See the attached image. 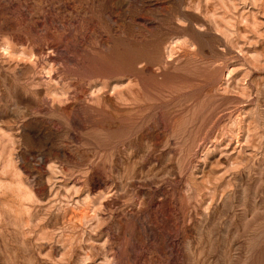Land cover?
Masks as SVG:
<instances>
[{
    "label": "rangeland",
    "instance_id": "obj_1",
    "mask_svg": "<svg viewBox=\"0 0 264 264\" xmlns=\"http://www.w3.org/2000/svg\"><path fill=\"white\" fill-rule=\"evenodd\" d=\"M0 264H264V0H0Z\"/></svg>",
    "mask_w": 264,
    "mask_h": 264
}]
</instances>
